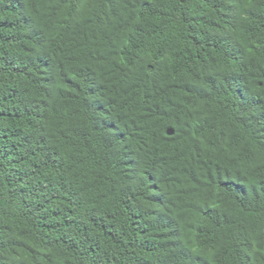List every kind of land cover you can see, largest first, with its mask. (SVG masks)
<instances>
[{
	"label": "trees",
	"instance_id": "1",
	"mask_svg": "<svg viewBox=\"0 0 264 264\" xmlns=\"http://www.w3.org/2000/svg\"><path fill=\"white\" fill-rule=\"evenodd\" d=\"M0 264H264V0H0Z\"/></svg>",
	"mask_w": 264,
	"mask_h": 264
},
{
	"label": "water",
	"instance_id": "2",
	"mask_svg": "<svg viewBox=\"0 0 264 264\" xmlns=\"http://www.w3.org/2000/svg\"><path fill=\"white\" fill-rule=\"evenodd\" d=\"M168 131H169L170 133H172V132H173V130H172V129H169Z\"/></svg>",
	"mask_w": 264,
	"mask_h": 264
}]
</instances>
